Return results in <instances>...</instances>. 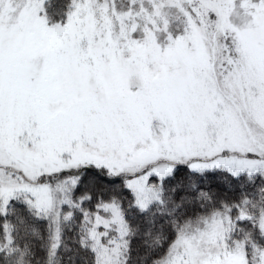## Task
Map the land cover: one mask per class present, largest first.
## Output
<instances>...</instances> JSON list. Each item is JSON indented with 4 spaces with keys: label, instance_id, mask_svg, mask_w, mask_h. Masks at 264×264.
I'll list each match as a JSON object with an SVG mask.
<instances>
[{
    "label": "snow or ice",
    "instance_id": "obj_1",
    "mask_svg": "<svg viewBox=\"0 0 264 264\" xmlns=\"http://www.w3.org/2000/svg\"><path fill=\"white\" fill-rule=\"evenodd\" d=\"M0 264H264V0H0Z\"/></svg>",
    "mask_w": 264,
    "mask_h": 264
}]
</instances>
